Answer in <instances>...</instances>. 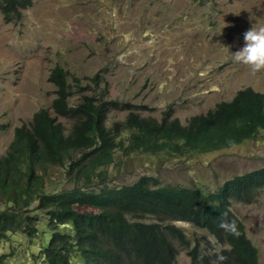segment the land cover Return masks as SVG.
Instances as JSON below:
<instances>
[{"label": "trees", "instance_id": "1", "mask_svg": "<svg viewBox=\"0 0 264 264\" xmlns=\"http://www.w3.org/2000/svg\"><path fill=\"white\" fill-rule=\"evenodd\" d=\"M29 4L0 0V9L11 20ZM102 77L98 72L81 83L61 65L51 70L49 81L57 87L51 107L16 127L0 156V241L15 233L39 238L44 264H175L177 241L190 248L193 264H259L258 248L229 204L255 201L264 188V167L226 181L211 195L162 185L153 175L119 187L108 177L118 157L127 162L135 151L183 157L256 138L264 131V93L240 90L232 101L183 123L169 112L160 119L144 116L134 102L111 98ZM78 92L82 100L71 103ZM112 110L128 111L126 119L108 126ZM60 116L72 121L69 128ZM221 219H236L241 234L224 232L217 226ZM183 221L205 227L219 250L201 255L198 243L191 247ZM8 256L3 251L0 264Z\"/></svg>", "mask_w": 264, "mask_h": 264}, {"label": "rangeland", "instance_id": "2", "mask_svg": "<svg viewBox=\"0 0 264 264\" xmlns=\"http://www.w3.org/2000/svg\"><path fill=\"white\" fill-rule=\"evenodd\" d=\"M28 1L22 16L6 21L0 13V156L16 127L51 106L56 94L49 75L56 65L81 83L99 72L110 84L111 98L136 103L144 116L161 118L169 112L183 123L235 98L241 88L264 92V70L253 73L230 58L244 43L250 17L264 23V0ZM82 94L71 103L80 102ZM126 116L113 111L108 125ZM59 120L71 126V120ZM112 167L111 186L153 175L163 185L201 182L212 192L236 175L264 167V132L229 148L183 157L135 151L127 162L118 157ZM230 208L245 224L259 264H264V189L254 202L233 200ZM180 226L191 247L198 243L201 255L219 250L220 242L205 227L194 221ZM177 245L175 264H193L190 248ZM42 246L39 238L15 233L0 241V254H9L7 264H44Z\"/></svg>", "mask_w": 264, "mask_h": 264}, {"label": "clouds", "instance_id": "3", "mask_svg": "<svg viewBox=\"0 0 264 264\" xmlns=\"http://www.w3.org/2000/svg\"><path fill=\"white\" fill-rule=\"evenodd\" d=\"M26 8H28V7H26ZM26 8L20 9L21 16L23 14V10L26 9ZM0 13L3 14V17H4V19L6 21H10V20L6 19L5 10L4 9L1 8L0 9ZM250 19H253V22L251 23V26L247 30H245L243 32V34H242V38H243V41H244L243 45L238 50H236L235 52H231V57L230 58L234 62H238V63H241V64H244V65L248 66V68H249V70L251 72L256 73V72H259L261 70H264V23H260V22L256 21L255 18H253V17H250ZM221 29L217 33H219L221 31ZM51 83L55 86V94H56L57 87H56V85L53 82H51ZM253 90H255V89H253ZM255 91H257V90H255ZM232 100H233V98L230 101H232ZM221 102H223V101H221ZM134 104H136V103H134ZM215 108L216 107H214V109ZM136 110L137 111H141V109H136ZM113 111H116V110H112L109 113V117H110V114ZM118 112H127V114H128V111H118ZM54 115H55V113H54ZM60 117H62V116H60ZM109 117H108V121H109ZM233 145H235V144H233ZM226 148H229V147H226ZM204 153H209V152H204ZM200 154H202V153H200ZM255 171H258V169L247 173V175L251 174V173H253ZM244 174H246V173H244ZM237 176H239V175H236V176H234L233 178H231V179H229L227 181H230V180L234 179ZM225 182L226 181H224L221 186L217 187L216 190H214L212 192H210L209 189L206 186L202 185L201 182H195L193 186H184V187H192V188H196V189H202L206 195H211V194H213V192H216L219 188L223 187L225 185ZM173 186H176V185H173ZM176 187H180V185L176 186ZM263 189L264 188H262L261 190H263ZM210 200H212V199L210 198ZM233 200H235V199H232L231 203L229 204V209L230 210H231L230 207L232 205V201ZM220 215L222 217H227L228 213L227 212H221ZM217 226L219 228L223 229L224 232L229 233V234H231L234 237H238L241 234L240 229L237 226L236 219H221ZM220 259H223V257H220Z\"/></svg>", "mask_w": 264, "mask_h": 264}, {"label": "bare ground", "instance_id": "4", "mask_svg": "<svg viewBox=\"0 0 264 264\" xmlns=\"http://www.w3.org/2000/svg\"><path fill=\"white\" fill-rule=\"evenodd\" d=\"M246 88H251V87H250V86H247V87H245V88H241L240 90H243V89H246ZM252 89H253V88H252ZM240 90H239V91H240ZM239 91H238V92H239ZM238 92H237V93H238ZM237 93H236V95H237ZM261 93H264V92H261ZM54 98H55V97H54ZM233 99H234V98H233ZM229 101H230V100H229ZM219 103H220V102H219ZM219 103H218V104H219ZM218 104H217V105H218ZM51 105H52V103H51ZM217 105H216V106H217ZM216 106H215V107H216ZM50 107H51V106H50ZM42 108H43V107H42ZM212 109H214V108H212ZM212 109H210V110H212ZM208 111H209V110H208ZM208 111H207V112H208ZM207 112H206V113H207ZM52 114H53V116H54V112H52ZM200 114H204V113H200ZM196 115H197V114H196ZM194 116H195V115H194ZM159 119H160V118H159ZM260 132H264V131H260ZM260 132L258 133L257 137L259 136ZM252 139H254V138H252ZM249 140H251V139H249ZM246 141H248V140H246ZM244 142H245V141H244ZM241 143H243V142H241ZM241 143H238V144H241ZM197 154H200V153H197ZM160 183H161V182H160ZM162 185H163V184H162ZM246 232H247V229H246ZM247 235H248V233H247ZM248 236H249V235H248Z\"/></svg>", "mask_w": 264, "mask_h": 264}]
</instances>
